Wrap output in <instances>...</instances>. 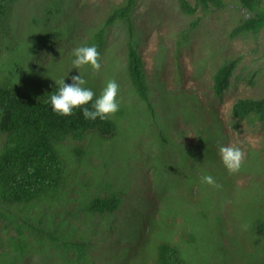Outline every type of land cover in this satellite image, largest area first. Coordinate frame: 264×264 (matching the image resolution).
Instances as JSON below:
<instances>
[{"label":"rangeland","instance_id":"rangeland-1","mask_svg":"<svg viewBox=\"0 0 264 264\" xmlns=\"http://www.w3.org/2000/svg\"><path fill=\"white\" fill-rule=\"evenodd\" d=\"M128 1V17L107 25ZM187 1L191 13L179 0H0L1 87L44 100L55 80L79 73L95 98L108 80L119 85V110L107 118L114 134L57 143V193L17 202L0 188V264H158L161 244L186 264H264V119L235 112L238 101L264 97V27L234 33L252 15L240 0ZM98 43L100 70L73 68L72 50ZM129 44L150 105L130 79ZM232 61L217 93L215 75ZM5 139L0 130V154ZM229 144L245 153L235 174L218 154ZM112 195L115 210H86Z\"/></svg>","mask_w":264,"mask_h":264},{"label":"trees","instance_id":"trees-1","mask_svg":"<svg viewBox=\"0 0 264 264\" xmlns=\"http://www.w3.org/2000/svg\"><path fill=\"white\" fill-rule=\"evenodd\" d=\"M181 8L191 13L194 10L187 0H179ZM221 0H197L203 9L210 5L220 7ZM241 5L251 11L252 15L244 18L235 28L237 32L258 33L264 27V7H259V0H240ZM131 1L116 8L108 17L106 24H111L116 18H126ZM104 29L98 36L101 38ZM99 38V39H100ZM100 42V41H99ZM97 50L100 47L96 45ZM129 75L140 97L149 104L147 88L143 75V67L139 56L131 44L128 49ZM234 62H229L218 69L215 75V91L220 93L228 85V79ZM58 88L54 89L55 94ZM51 94V95H52ZM47 99L25 98L14 91L0 86V130L5 135L3 151L0 154V188L3 199L17 202H28L32 199L52 197L63 183L64 162L56 145L67 137L78 140L89 131H98L102 136L115 133L116 126L108 119L87 120L82 114V108L73 109L71 116H62L52 110ZM95 97L93 98V102ZM82 107L91 109L92 102ZM255 112L264 119V97L240 100L235 106V112ZM119 205L116 195L108 199L90 201L86 210L105 213L115 210ZM264 234V227H260ZM80 250L82 244L77 243ZM158 264H186L180 258L177 248L168 244L157 247Z\"/></svg>","mask_w":264,"mask_h":264},{"label":"clouds","instance_id":"clouds-1","mask_svg":"<svg viewBox=\"0 0 264 264\" xmlns=\"http://www.w3.org/2000/svg\"><path fill=\"white\" fill-rule=\"evenodd\" d=\"M74 59L72 60L73 68L80 69L84 66H90L93 74L101 68L100 52L95 45L77 46L72 50ZM79 73V72H78ZM71 82L66 83L65 78L55 80L58 91L50 95V104L52 110L62 116H71L73 109L82 108V114L87 120L107 119L119 110L117 95L119 85L114 80H108L102 88L98 97L94 98V92L84 87L86 80L82 75L76 74L70 77ZM92 102V107H82ZM218 154L221 161L229 174L238 173L245 160L244 151L237 145H222L218 148ZM201 182L213 187H222L211 175L201 176Z\"/></svg>","mask_w":264,"mask_h":264}]
</instances>
